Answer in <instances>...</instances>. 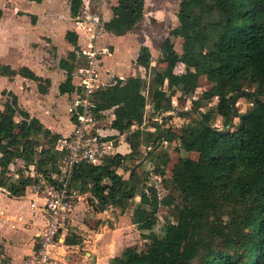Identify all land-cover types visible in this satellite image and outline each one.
Returning a JSON list of instances; mask_svg holds the SVG:
<instances>
[{"label":"trees","instance_id":"1","mask_svg":"<svg viewBox=\"0 0 264 264\" xmlns=\"http://www.w3.org/2000/svg\"><path fill=\"white\" fill-rule=\"evenodd\" d=\"M69 2L72 17H78L83 0ZM112 11L113 18L104 29L123 36L139 28L145 16V1L118 0ZM2 17L0 7V20ZM177 17L179 26L171 36L183 39V53L176 52L169 38L161 44L168 54L167 68L165 74L156 75L150 93L154 112L162 115L174 110V95L197 93L204 77L211 88L192 104L201 109L217 99L216 112L224 119L225 128L212 127L202 113V120L179 133L165 128L168 117L164 125L154 124L156 132L148 136L155 148L161 142L178 141L187 153L197 154V159L181 160L172 170L171 183L180 203L173 195L162 197L153 188L139 193L141 203L151 209L145 229L153 228L161 206L174 207L175 222L164 223L161 235L151 240L146 255L127 251L112 264H264V0H183ZM67 39L77 46V35L69 32ZM71 59L60 63L68 76L60 87L62 94L74 90V54ZM137 63L147 72L152 69L149 48L141 49ZM179 65L185 69L182 74L174 72ZM76 66L82 69L84 62ZM0 75L43 82L28 68L15 71L0 64ZM166 83L170 93L163 91ZM248 85L256 87L252 97L259 108L242 116L235 130H227L236 120L237 97L249 96L244 91ZM3 96L9 99L5 104L0 102V151L4 154L0 168L14 163L22 149H34L41 132L35 125L17 122L18 98L8 92ZM93 101L96 119L114 111L112 127L120 133L145 122L148 98L145 81L140 78L117 79L115 84L98 89ZM53 140L50 143L55 145ZM47 160L42 162L47 164ZM135 176L133 172L125 183L111 165L82 164L74 172V184L82 192L90 188L94 198L107 207L138 195ZM107 180L111 183L106 184ZM27 183L21 181L11 191L21 195ZM224 219L229 222L218 224Z\"/></svg>","mask_w":264,"mask_h":264},{"label":"crops","instance_id":"2","mask_svg":"<svg viewBox=\"0 0 264 264\" xmlns=\"http://www.w3.org/2000/svg\"><path fill=\"white\" fill-rule=\"evenodd\" d=\"M144 1L145 16L139 27L145 23L147 15V3L146 0ZM29 2L35 4L40 12L24 11L36 17L33 24L28 26V31L31 34L36 32L37 37L41 36L50 41H23L25 44L22 45H20L22 41H6L5 46H3V41H0V64L10 66L15 71L28 68L43 82L26 79L20 75L14 77L0 75V102L5 104L2 96L4 92L12 93L18 98L19 112H17L16 121L32 124L33 127L35 125L41 130L34 149H22L20 156L25 154L30 159L40 160L42 168L44 167L54 178H57L54 159L57 161L61 158V147H58L59 151L56 153H54L55 149L72 136L76 123L74 108L81 70L76 65L83 61L78 58L77 53L89 52L91 46L95 47L98 54L96 68L98 69L99 85L101 89H105L115 84L117 79L140 78L146 82L147 71L141 68L137 61L141 49L149 47L144 45L139 50L137 49L133 62H129L127 59L129 58L128 50L133 45L131 44L132 33L136 30L123 36L105 31L104 24L113 18L112 9L117 5L118 0H83L81 12L76 18L72 17L69 0ZM87 4L91 9L90 14L101 18V25L96 37L93 32L88 30V25L83 21L84 9ZM61 6H66L67 16L73 18V23L71 20L63 21V24L58 23L56 16L65 13L60 12ZM2 10L3 17L0 24L3 26L6 12L4 9ZM51 12L52 15L49 16ZM41 14L46 15L47 21L45 22L47 23L44 24ZM177 15L175 20L176 25L179 26ZM56 24L61 25L57 28L61 29L60 36L56 34L57 31L55 32ZM171 31L166 39L170 38ZM69 32L77 35V46L68 41L67 34ZM149 50L152 54L153 69L154 54L150 48ZM71 54L75 55L76 60L72 81L74 90L68 94H62L60 87L66 82L68 76L67 72L60 67V63L62 60L72 62ZM157 74L163 73L157 72ZM40 85L42 86L41 90ZM163 91H169L168 83L163 87ZM175 96L172 100L175 109L163 113L161 117H174L173 115L177 114L179 110H176L175 105L178 98ZM178 96L185 95L179 92ZM114 120L113 110L103 113L101 119H98L94 134L105 144V150L103 158L95 165H111V168L122 176L125 183L129 182L133 172L136 173L135 181H137L143 171H149L148 177L150 181L154 182L149 186L159 191L158 184L161 182L162 176L152 172L153 162H149L148 158L151 157L153 151L160 150L163 146L166 148V146L175 145L177 149L184 150L183 145L175 141L173 144L161 142L157 148L154 147L153 141L148 135L156 132L155 123L160 122L159 124L162 125L159 119H152L153 124H149L147 127L145 118L142 126L122 133L112 127ZM217 120L219 125L214 127L222 129L223 123L219 119ZM184 124L182 128L185 127ZM145 127L147 128L145 129ZM170 128L175 133L180 132V130L175 131L173 127ZM144 131L147 132L145 136H143ZM53 137L56 140L55 145L50 143V139L53 140ZM3 156V152L0 151V159ZM144 157L146 160L141 159ZM135 158H139L141 161H135ZM46 159H48L47 164L42 162ZM119 162L122 165L118 164ZM14 164L15 162H12L7 167L0 168V183L2 182L0 184V264H25L26 260L38 248L40 235L47 223L45 200L32 190V185L35 182L34 177L31 173L27 175L11 172ZM132 165L134 167L130 169L129 167ZM139 168H142L141 172ZM5 170L6 173L3 175ZM16 174L18 175L16 176ZM21 181L28 183L21 195L17 196L11 191V188L19 187ZM110 183L109 180L106 181V184ZM89 189L82 192L79 187L75 186L73 177L72 191L83 197L84 200L65 219L60 235V246L54 253L51 264H112L115 258L121 257L127 251L141 255L140 239L149 241L152 231L145 229L143 225L150 218L151 209L141 203L139 192L132 200L106 207L94 198Z\"/></svg>","mask_w":264,"mask_h":264},{"label":"rangeland","instance_id":"3","mask_svg":"<svg viewBox=\"0 0 264 264\" xmlns=\"http://www.w3.org/2000/svg\"><path fill=\"white\" fill-rule=\"evenodd\" d=\"M182 1L183 0H146L147 15L145 23L142 24L139 28L136 29L135 32L132 33L133 38L131 44L133 45L128 50L129 58H127L129 62H133V58L136 55L137 49L139 50L144 45L148 46L154 54V68L149 72H146L148 79L145 82V94L148 98V106L146 109L147 127L149 126V124H153L152 119L154 118L159 119V121H161L164 125L163 121L165 120V118L161 117L162 115L160 114H155L154 112L152 99L150 96V90L152 91L153 89L152 86L156 78L157 72L164 74L166 73L168 54L161 47V44L166 41V38L169 36V32L172 29H176V27L178 26V24L176 25L175 16L180 10V5ZM0 7L6 12L5 22L3 26L0 24V41H3V46H5L6 41H22L20 42V45L25 44L23 41H50L41 36H38V38L36 36V32L31 34V32L28 31V26H31L33 24L36 17L33 15L31 16L30 13L27 14L24 11L39 13L40 10L37 9V6H35V4L27 0H0ZM61 7L62 10H60V12L65 13L56 16L58 23L63 24V21L66 20H71L72 22L73 18H69L67 16L66 6ZM51 15L52 12L49 14V16ZM40 16L42 17L44 24L47 23L45 22L47 21L46 15L41 14ZM59 27H61V25L56 24L54 26V28L56 29L55 32L57 31L56 34L58 36H60L61 34V29H57ZM32 35L34 36L32 37ZM169 39L174 44L176 52L181 55L183 53V39L174 36H170ZM110 49H112L111 46ZM174 72L176 74H182L185 72V69L183 68V66L179 65ZM210 88V83L206 80V78L203 77L201 78L200 89H198L197 93L181 97L178 96L179 92H177V95L175 97L178 98V100L176 101L175 107L176 110L179 111L177 112V114L173 115L174 117L168 116V118H171L167 121V123H165V126L168 128L173 127L175 128V131H179L181 130L182 125L184 123L185 126H190L196 120H202L204 118L203 116L207 115L209 119V124L212 125V127H214L215 125H219V122L217 120L219 119V121L223 123V130L225 128V121L221 116H218L216 112L218 101L217 99L213 100V102L209 103L208 106L202 107L201 109L197 108L196 106L194 107V105L190 103L193 101H197L199 98L201 99L203 93L209 90ZM255 89L256 87L253 88L250 85L245 86L244 91H247V93H249V96L241 95L237 97L238 102L236 104V120L234 121L235 123L233 124L232 128H227V130H235L242 116L247 115L248 113H251L259 108L258 102L255 100L254 97H252V95H254V93L256 92ZM3 97V101H8V97ZM187 110L189 111V114L185 115L187 113ZM201 113L203 114V116H201ZM147 127H145V129ZM170 130H172V128H170ZM144 133L145 134L143 136L147 135L146 131H144ZM58 151L59 148L55 149L54 153ZM157 151H153L151 157L147 158L149 162H153L152 172L158 176H162V180L158 184L160 195L162 197H165L166 195H173L175 199H177L176 203H180V197L178 193L175 192V188L171 183L172 170L177 164L180 163L181 160L197 159V154L187 153L182 149H177V146L175 145H171L169 147L166 146V148L163 146L160 150ZM141 159L146 160V157ZM141 159L135 158L134 160L141 161ZM99 161L101 160H98V162ZM133 167L134 165L129 168L131 169ZM12 168L14 167L12 166ZM139 171L141 172L142 168H139ZM17 175L18 174H16V176ZM148 176L149 171H143L142 175H140L139 177L140 179L136 181L138 184L139 193H144L146 190L150 191L149 185L154 184L153 181H150ZM158 211V216H156L153 220V228L151 229L152 234L151 236H149V241H145L142 238L140 239L141 244L139 245V248L142 249L141 255L143 254V256L146 255L144 251H146L150 247V244L152 242L151 240L155 236L161 235L162 226L164 225V223H167L168 221L175 222L176 211L174 210L173 206H161L159 207ZM228 222L229 220L224 219L221 220L218 224H227ZM215 227H217V224Z\"/></svg>","mask_w":264,"mask_h":264},{"label":"built area","instance_id":"4","mask_svg":"<svg viewBox=\"0 0 264 264\" xmlns=\"http://www.w3.org/2000/svg\"><path fill=\"white\" fill-rule=\"evenodd\" d=\"M90 7H85L83 21L88 25L94 37L98 34L101 18L90 14ZM84 62L80 70V83L76 88L74 117L76 118L73 134L61 145V158L54 160L57 178H54L40 160L28 158L22 154L15 160L11 172L23 173L34 177L32 190L45 200L47 223L41 235L38 248L25 264H51L53 255L60 246L63 224L84 200L72 191L74 172L79 165H95L104 155L105 144L94 134L96 119L94 95L100 89L95 47L91 51L77 53Z\"/></svg>","mask_w":264,"mask_h":264}]
</instances>
